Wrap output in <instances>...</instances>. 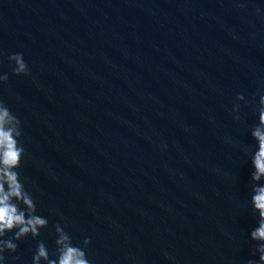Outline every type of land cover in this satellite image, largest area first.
<instances>
[{
    "label": "water",
    "instance_id": "95a60500",
    "mask_svg": "<svg viewBox=\"0 0 264 264\" xmlns=\"http://www.w3.org/2000/svg\"><path fill=\"white\" fill-rule=\"evenodd\" d=\"M15 53L27 75L13 74ZM4 73L17 171L49 222L4 264H32L41 241L54 252L57 223L75 245L90 238L92 264L258 260L264 0H0Z\"/></svg>",
    "mask_w": 264,
    "mask_h": 264
},
{
    "label": "clouds",
    "instance_id": "9594fccd",
    "mask_svg": "<svg viewBox=\"0 0 264 264\" xmlns=\"http://www.w3.org/2000/svg\"><path fill=\"white\" fill-rule=\"evenodd\" d=\"M244 7L243 4L240 5ZM260 14V9H257ZM14 61L13 74L27 75L28 65L21 53L8 57ZM8 74H0V82H6ZM237 103L233 106L234 119H239V101H245L243 95H237ZM247 103V101H245ZM258 122L251 127L250 135L255 141V148L249 150L243 146L246 153L250 151L251 199L252 211L256 215V227L250 232V239L256 244L251 255L256 259H248L246 264H264V95L260 96L257 109ZM21 121L9 107L0 100V264H4L5 252L15 253L18 249L16 241L29 235L32 238L40 236V230L47 228L48 219L37 214V201L25 187L20 173L21 162L26 155L21 143ZM23 205V207H21ZM56 249L50 253L43 241L39 242L32 257V264H92L85 249L90 244V238H85L82 245L73 244L71 236L57 223ZM8 233H13L5 238Z\"/></svg>",
    "mask_w": 264,
    "mask_h": 264
}]
</instances>
